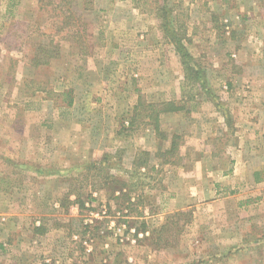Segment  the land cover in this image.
Returning a JSON list of instances; mask_svg holds the SVG:
<instances>
[{"label":"rangeland","instance_id":"rangeland-1","mask_svg":"<svg viewBox=\"0 0 264 264\" xmlns=\"http://www.w3.org/2000/svg\"><path fill=\"white\" fill-rule=\"evenodd\" d=\"M164 3L0 0V264H264V189L257 214L227 194L229 214L203 201L160 215L159 195L168 164L189 167L204 143L225 152L238 140L234 117L264 98V0L167 1L207 91L164 34ZM173 106L183 109L163 111ZM205 116L214 131L193 138ZM35 134L51 138L47 154L33 155ZM143 151L147 168L136 163ZM33 157L61 171L41 188ZM109 174L121 183L104 184ZM71 189L83 207L66 206Z\"/></svg>","mask_w":264,"mask_h":264},{"label":"crops","instance_id":"crops-1","mask_svg":"<svg viewBox=\"0 0 264 264\" xmlns=\"http://www.w3.org/2000/svg\"><path fill=\"white\" fill-rule=\"evenodd\" d=\"M252 88L254 89V87ZM261 89L264 90V86H262ZM262 94L264 95V93ZM250 105L252 110L255 109V111H248L243 114L238 113L240 118L237 116L234 117L237 121L236 126H238L239 129L237 132L238 140L235 142V145L237 144L236 146H230L222 153L216 146H210L204 143L203 146H199L195 149L194 154L197 155V158L190 162L189 167L185 168L182 166L183 164L180 166L175 163L168 164L170 166L168 167L171 168L172 171L174 170V172L172 177L168 179L169 182L167 180L159 192V195L163 196L162 202L165 204L163 205V209L160 210V215L185 210L203 201H206L215 213L229 214L230 209L227 205L229 199L234 198L232 196H235L236 199L239 200L238 204L244 208L243 211L247 210L250 211L251 214H257L256 210L258 208L254 205L260 201L262 189H264V175L261 172L264 170V149L260 147L258 143L259 137L264 140V98L250 100ZM133 110L134 107L131 106L130 111L133 112ZM171 113L178 114V111ZM210 120L211 117L205 116L202 120L198 121V133H196L193 138L200 140L208 139V129L212 123V120ZM41 124L51 125L47 120L42 121ZM226 129L227 127L225 124H222L221 129H218V131H225ZM210 130L211 133L214 131L212 128H210ZM58 139L60 140V138ZM50 142L51 138H49V136L44 135L43 138H41L39 135L35 134L29 136V142L27 143L33 145V155L36 156V151L37 149L39 150L40 147H44L45 151L43 152L47 154V146ZM191 152H193V150ZM51 154L50 152L48 157H50ZM223 156H226L225 158L231 156V158L235 159V163H233L231 169L225 167L227 161H222L221 157ZM32 160H34L33 163H31L33 166L30 167L29 170L34 174V177H32L34 179L33 183H40V185L38 184L39 188L43 187V181H46L48 175L61 172L60 170L51 169L52 166H43L35 157H33ZM158 166V164H155L156 169H158ZM68 170L69 169H66L63 172H68ZM233 193L236 194L233 195ZM227 194H231L232 196H227ZM247 221L251 222L250 224L254 226L256 216L247 217ZM252 228L254 229L255 226ZM253 229L251 235L255 233ZM256 231L259 232V229L257 228ZM237 236H239V233ZM236 239L239 240L238 237ZM232 240H234V238ZM257 242H259L257 239L252 238L250 241L252 249L259 246Z\"/></svg>","mask_w":264,"mask_h":264},{"label":"trees","instance_id":"trees-1","mask_svg":"<svg viewBox=\"0 0 264 264\" xmlns=\"http://www.w3.org/2000/svg\"><path fill=\"white\" fill-rule=\"evenodd\" d=\"M168 0H163V3H164V6L163 8H161L160 10L161 11H164L166 14L164 16H160L162 18V28L164 29V34L165 36L168 38V40H170L173 45L175 46V49H176V52L177 54L179 55V57L182 59V63L184 65V70H185V75L186 77L188 78V80H190L194 85L195 83L198 85L197 88H200V90H208V83H207V78H206V75H205V72L203 70H201L200 67H198L195 63H194V57L191 55V52L188 50V48L186 47V43L185 42H182V40L185 39V36L183 35H180L178 32V30H176L175 28V24L173 23V18H172V15L170 13V9L168 8V6L166 5ZM159 10V12H160ZM191 82L188 81V83L186 82L187 85H190ZM192 84V85H193ZM195 86V87H196ZM73 99L71 98L69 101H68V105H72L73 103ZM173 103V102H170V104ZM183 107H180V106H173V107H169L167 109H163L164 112H177L179 110H182ZM124 121V120H123ZM134 119H131L130 120V124L132 125L134 123ZM173 150V148H172ZM144 154L146 156H149L148 158L144 157L141 159H138L136 161V163L138 164V166L140 167H145L147 168L149 166V163H150V160H151V153L149 151H143ZM142 152V153H143ZM107 157V155H106ZM106 157H104V160L106 159ZM102 161V160H101ZM165 162H173V161H168L166 160ZM97 164V163H96ZM92 166L90 165L88 167V169H91ZM72 178V176L70 177ZM106 179V183L104 184H109V182H119L121 183V181L118 180V178L115 176V175H108L107 178H104ZM126 186H127V183L125 181H123V184L120 185V191H124L126 190ZM115 191V189H114ZM112 191V192H114ZM67 198H66V206L68 207L70 204H78V206L81 208L84 206L85 204V201L86 199H82V193H80L77 189H71V191L67 194ZM74 196L73 199H71V197ZM88 198H91L92 195L88 194L87 195ZM130 197V196H129ZM87 198V200H88ZM181 212L178 211L176 214H180ZM37 230L38 229H41V225H38L35 227ZM42 264H54L52 262H47V261H44L42 262Z\"/></svg>","mask_w":264,"mask_h":264}]
</instances>
